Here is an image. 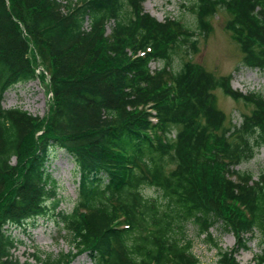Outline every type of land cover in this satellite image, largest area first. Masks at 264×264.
<instances>
[{
  "label": "trees",
  "instance_id": "16d2710c",
  "mask_svg": "<svg viewBox=\"0 0 264 264\" xmlns=\"http://www.w3.org/2000/svg\"><path fill=\"white\" fill-rule=\"evenodd\" d=\"M143 2L0 0V264H70L83 253L92 264H203L187 222L214 246L218 223L237 249L256 239L253 262L264 264V171L235 169L264 144V95L190 61L173 68L182 47L197 52V33L178 19L157 21ZM216 7L231 13L226 28L243 65L264 72V0H197L204 35ZM154 60L164 65L151 71ZM37 79L51 92L43 117L3 107L9 88ZM216 89L253 106L238 127H225ZM53 149L78 177L70 212L58 208ZM48 217L72 249L14 258L12 229ZM218 249L215 264H240L234 249Z\"/></svg>",
  "mask_w": 264,
  "mask_h": 264
},
{
  "label": "rangeland",
  "instance_id": "374dc122",
  "mask_svg": "<svg viewBox=\"0 0 264 264\" xmlns=\"http://www.w3.org/2000/svg\"><path fill=\"white\" fill-rule=\"evenodd\" d=\"M65 1V0H60ZM197 0H144L143 9L156 19L163 21L165 18L178 19L187 24L197 33V52L182 47L172 57V67L176 68L180 60L190 61L203 67L215 76H232L231 87L242 93L257 91L264 95V72L243 65V54L234 42L232 35L226 28L231 13L221 7H216L205 20L208 24L206 35L196 27L194 5ZM109 33V25L106 26ZM164 65L162 60H154L149 63L151 71ZM48 82H40L39 79L24 84H16L9 88L2 101L5 109L18 107L30 115L43 117L49 104L50 94ZM215 103L226 117L225 127H238L244 115H249L252 105H246L242 101H235L224 95L221 90H213ZM50 170L56 180L57 193L61 199L59 209L70 212L77 198V174L73 161L63 151L53 149L50 152ZM239 172H249L253 178H257L264 171V144L257 146L254 155L249 160L241 162L235 167ZM142 193L145 196L159 197L160 192L152 187H144ZM183 230L189 240L192 241V253L203 264H215L218 260V252L234 249V256L240 264H254L253 258L260 251L256 239H249L246 248L237 249V237L230 231H225L221 224H215L210 233L217 242V246L207 241L203 234H199L198 227L187 222ZM13 235L19 240L12 250L14 258L19 261H33V254L40 250L43 254L57 256L60 253L72 249L69 237L55 221L48 218H38L34 224L28 223L25 229H12ZM70 264H92L86 253L77 255Z\"/></svg>",
  "mask_w": 264,
  "mask_h": 264
}]
</instances>
